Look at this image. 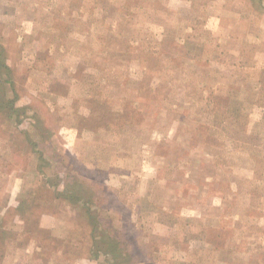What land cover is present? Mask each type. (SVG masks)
Instances as JSON below:
<instances>
[{"label":"rangeland","instance_id":"obj_1","mask_svg":"<svg viewBox=\"0 0 264 264\" xmlns=\"http://www.w3.org/2000/svg\"><path fill=\"white\" fill-rule=\"evenodd\" d=\"M0 264H264V0H0Z\"/></svg>","mask_w":264,"mask_h":264},{"label":"trees","instance_id":"obj_2","mask_svg":"<svg viewBox=\"0 0 264 264\" xmlns=\"http://www.w3.org/2000/svg\"><path fill=\"white\" fill-rule=\"evenodd\" d=\"M94 220V219H93ZM94 224H95V220H94Z\"/></svg>","mask_w":264,"mask_h":264}]
</instances>
